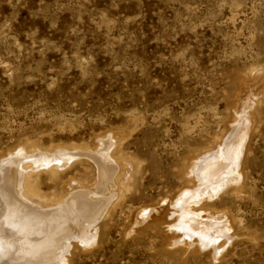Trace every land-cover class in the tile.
<instances>
[{"label": "rangeland", "instance_id": "rangeland-1", "mask_svg": "<svg viewBox=\"0 0 264 264\" xmlns=\"http://www.w3.org/2000/svg\"><path fill=\"white\" fill-rule=\"evenodd\" d=\"M113 159L92 231L0 264H264V0H0V164L50 197Z\"/></svg>", "mask_w": 264, "mask_h": 264}, {"label": "bare ground", "instance_id": "bare-ground-1", "mask_svg": "<svg viewBox=\"0 0 264 264\" xmlns=\"http://www.w3.org/2000/svg\"><path fill=\"white\" fill-rule=\"evenodd\" d=\"M55 153V157L58 158ZM21 160L23 161V159ZM32 162L33 160L31 163ZM199 162L200 161L198 160V163ZM61 163L63 162L61 161ZM116 163H118L117 160L113 159L111 161L104 162V164L99 167L100 180L98 182L97 188L100 189V192L93 193L92 191H89L87 186L79 184V186L77 185L78 187H76L77 190L75 192L67 190L60 194H54L50 197L42 192V190L39 188L37 179L34 177L33 173L29 171V169L24 170L23 173L19 171L14 172L12 171L13 169L11 170L7 168V165L4 167L0 164V258L6 254L10 255L14 253L17 256H13V259L17 257L20 258V260L22 259L23 261L27 262H51L57 257V254L61 249H66V247L70 246L68 241H70L71 238H73L78 233L80 234L91 230L92 226L97 225L96 222L102 216L108 213L109 206L112 203L111 200L114 197L119 198L122 196L129 187V183L127 182L130 180H127V182L121 184L116 182V177H114L118 171V165ZM54 167L56 166L53 165L51 170L52 175L57 176L58 170L54 169ZM197 170L199 169L197 168ZM211 171H215V169H210L208 171L210 180L213 179V174ZM225 184H227V182ZM113 187L115 188L112 194L113 196H107L106 194L105 196V190L111 192L113 190H111V188ZM97 191L99 190L97 189ZM97 195H101V197H97ZM44 198L52 201V203L42 202L40 200ZM48 205L57 206L52 209H46ZM111 209H113V207ZM176 221L178 222V220ZM84 222H87L88 224L85 226ZM204 231L211 233L213 231V227L211 225L205 226ZM81 237V239H83V236ZM72 240H74V238ZM206 241V238L202 239V245H204Z\"/></svg>", "mask_w": 264, "mask_h": 264}]
</instances>
